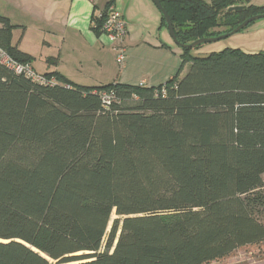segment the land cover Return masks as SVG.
Listing matches in <instances>:
<instances>
[{
    "label": "trees",
    "instance_id": "trees-1",
    "mask_svg": "<svg viewBox=\"0 0 264 264\" xmlns=\"http://www.w3.org/2000/svg\"><path fill=\"white\" fill-rule=\"evenodd\" d=\"M160 1L181 44L264 14ZM16 27L0 14V52L32 63ZM201 46L181 48L188 71L157 87L59 72L41 84L0 61V264H210L264 243V52Z\"/></svg>",
    "mask_w": 264,
    "mask_h": 264
},
{
    "label": "crops",
    "instance_id": "crops-1",
    "mask_svg": "<svg viewBox=\"0 0 264 264\" xmlns=\"http://www.w3.org/2000/svg\"><path fill=\"white\" fill-rule=\"evenodd\" d=\"M113 1L128 30L123 65L117 62L113 43L95 20L108 0H0V14L17 25L13 42L32 56L40 73L59 72L86 86L124 83L157 87L182 77L189 64L181 72L182 49L163 24L162 12L153 0ZM253 4L264 5V0ZM237 34L233 41L201 46L193 53L207 55L226 48L249 54L264 52V18Z\"/></svg>",
    "mask_w": 264,
    "mask_h": 264
},
{
    "label": "built area",
    "instance_id": "built-area-1",
    "mask_svg": "<svg viewBox=\"0 0 264 264\" xmlns=\"http://www.w3.org/2000/svg\"><path fill=\"white\" fill-rule=\"evenodd\" d=\"M107 14L101 29L113 43V48L117 52V62L123 65L127 57V48L124 46V41L128 34L127 24L122 12L115 5L111 4L109 6ZM0 61L15 73L25 75L41 84H54L57 82L54 77L48 78L38 72L32 63H21L3 51L0 52ZM162 93L165 94V89H162ZM101 97L103 102L108 105L114 99L115 94L113 91H104L101 93Z\"/></svg>",
    "mask_w": 264,
    "mask_h": 264
},
{
    "label": "rangeland",
    "instance_id": "rangeland-1",
    "mask_svg": "<svg viewBox=\"0 0 264 264\" xmlns=\"http://www.w3.org/2000/svg\"><path fill=\"white\" fill-rule=\"evenodd\" d=\"M255 2H262V0H254ZM253 0H249L250 4L254 2ZM223 28H218L216 31L220 32ZM239 33V32H238ZM235 35L237 33L229 36L225 39H221L215 42L204 43L203 46H211L215 45L216 43H221L223 41H233L235 39ZM117 216L115 213L112 216V219H115ZM112 224V223H111ZM110 226L108 228V232L110 231ZM108 237L105 236L103 242V248L101 251L104 250V245L106 244ZM210 264H264V243L260 245H251L238 248L229 256L219 259L216 261L211 262Z\"/></svg>",
    "mask_w": 264,
    "mask_h": 264
},
{
    "label": "water",
    "instance_id": "water-1",
    "mask_svg": "<svg viewBox=\"0 0 264 264\" xmlns=\"http://www.w3.org/2000/svg\"><path fill=\"white\" fill-rule=\"evenodd\" d=\"M153 2L157 5V7L161 10L165 20H166V23H167V27H168V30H169V33L170 35L172 36L173 40L175 41V43L177 45H179V47L181 48H195L201 44H204V43H209V42H215V41H218V40H221V39H225L233 34H236L240 31H242L244 28H246L249 24H251L252 22H255L257 20H260V19H263L264 18V14H258V15H254L252 17H249L248 19H246L243 23H241L239 26H237L235 29H233L232 31L228 32V33H225V34H222V35H219V36H216V37H205V38H200L192 43H189V44H181L178 40H177V37H176V34H175V30H174V27H173V22H172V19L170 17V15L168 14V12L166 11V9L163 7L162 3L160 0H153ZM244 8L243 5H238V6H233V7H230L229 8V11H239V10H242Z\"/></svg>",
    "mask_w": 264,
    "mask_h": 264
}]
</instances>
